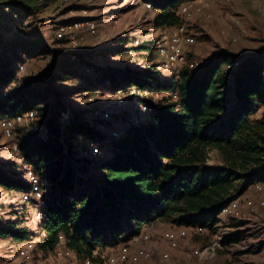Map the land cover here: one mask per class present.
<instances>
[{"label": "trees", "instance_id": "trees-1", "mask_svg": "<svg viewBox=\"0 0 264 264\" xmlns=\"http://www.w3.org/2000/svg\"><path fill=\"white\" fill-rule=\"evenodd\" d=\"M143 1L157 11L155 28L172 30L182 25L179 7L196 0ZM23 9L17 3L0 7V118L28 111L36 114L30 131L19 136L17 143L21 159L48 181L41 208L44 220L35 232L42 239V250L51 253L62 246L77 258H87L95 247L117 248L143 226L158 221L213 233L222 210L262 180L264 49L239 56L221 53L199 66L187 59L178 76L171 77L173 81L158 79L157 63L136 70L100 67L90 63L93 53L75 49L59 56L60 52L53 51L48 76L56 82L72 75L93 93L100 86L115 93L132 91L141 110L148 111L147 121L140 125L121 118L119 136L112 138L91 124L112 127V120L93 115L90 122L74 111L64 115L59 97L55 109L45 111L44 102L56 94L50 88L40 89L38 79L16 84L6 94L5 88L16 78L18 51L47 54L34 46L38 40L15 31L24 24ZM85 21L89 20L81 22ZM79 32L87 33L85 29ZM6 34L17 37L5 45L1 42ZM104 54L108 52L103 56L109 57ZM70 60L76 64H69ZM64 64L69 65L63 68ZM147 92L175 95V100L169 97L152 103L143 97ZM260 109V118L253 119ZM69 136L106 152L99 160L97 181L78 175L71 147L64 149L61 143V138ZM213 151L218 165L207 164ZM0 187L29 192L27 183L8 179L1 172ZM33 235L0 227V238L29 241ZM240 239L238 233L228 234L220 245L230 246Z\"/></svg>", "mask_w": 264, "mask_h": 264}, {"label": "rangeland", "instance_id": "rangeland-1", "mask_svg": "<svg viewBox=\"0 0 264 264\" xmlns=\"http://www.w3.org/2000/svg\"><path fill=\"white\" fill-rule=\"evenodd\" d=\"M10 3H17L22 9L24 8L22 13L24 24L15 31L18 33L23 31L32 40H38L34 46L38 49L43 48L47 54L31 56L27 54L28 51H18L17 54L21 60L15 64L16 78L13 84L5 88L6 94L11 92L16 84L38 79L36 84L40 89L50 88L56 94L44 102L45 111H53L57 97H59L64 115L74 111L81 112L88 121L92 120L93 115L106 121L112 120V123L110 122L112 127H107L104 123H91L100 132L112 138L119 136L117 125L121 124V118H131L134 125H140L147 121L148 111L143 112L145 108L141 110L132 96V91L115 93L111 92L107 86L106 88L100 86L101 88L98 87L100 90L93 93L82 88L78 83V78L72 75L68 76L64 82H56L54 77L48 76L53 51L60 52L59 56H61L76 49L81 54L93 53L94 56L91 57L90 63L96 66L136 70L155 65V63L158 66L160 59L153 46L158 40L163 41L173 35H178L181 40L183 61L170 69H163L161 66L158 70L156 66L160 81H173L171 77L176 78L188 60L199 66L221 53L239 56L264 49V0L188 2L185 3L188 5L186 14L177 11V14L183 17L182 25L172 30L155 28L153 22L157 11L149 4L148 8L143 0H0V7ZM84 20L95 23V35H88L86 30L88 34L80 33L81 28H78L77 32L72 33L74 44L65 39L56 38L57 30L66 26L62 23L67 25L77 23L78 25ZM16 37L6 34L1 43L8 45ZM29 46L32 47L31 44ZM140 46L143 50L138 49ZM2 50H0V58ZM106 52L108 54L104 55L109 57L103 56ZM75 62L70 60L69 64L74 65ZM69 64H64L63 68ZM20 65L23 66L22 70L18 68ZM145 95L144 99L152 103L169 97L175 100V95H156L148 92ZM262 112L263 109H260L253 119L260 118ZM116 115L119 116L118 120ZM30 129L31 124L18 127L12 139H6L0 135V172L8 179L26 183L29 164L21 159L19 152L12 149V144L17 142L19 136L27 134ZM61 139L64 149L67 145L71 147L68 146L71 149V157L74 159L75 166L78 167V175L84 180L97 181L101 175V171L97 169L101 163L99 160L105 158L106 152L96 146H87L81 139L70 136L68 140ZM94 148L98 150L96 153H101L100 156L93 155ZM219 163L217 154L214 151L210 152L207 164L218 165ZM261 184L264 191V182L262 181ZM253 187L252 184L240 198L234 200L239 212L237 215L220 214L213 233L206 230L197 233L182 228L185 230L184 237H178V245L175 248L170 246L167 235L170 232L177 233L179 228L160 221L143 226V230L148 232V239L141 240L132 247H144L143 249L150 251L151 257L149 260H138L139 262L135 263L128 261L127 263L264 264V215L256 207L255 202L260 195ZM247 201L252 202L253 205L246 206ZM35 207L32 202L23 203L20 192L6 191L0 187L1 228L29 231L34 234L31 240L36 239L39 233L35 232H37L39 223L33 220ZM9 223L13 225L9 226ZM232 233H238L240 241L226 247L220 245L221 239ZM23 243H25L24 240L0 238V264L60 263L63 257L60 259L57 252L67 250L61 246L62 248L57 247L54 249L55 252L49 253L36 248L32 259L23 261L18 256V248ZM210 247H214L213 253L207 250ZM162 253L169 255V261H163ZM69 258L66 259L68 261L81 259L77 258L73 252Z\"/></svg>", "mask_w": 264, "mask_h": 264}, {"label": "bare ground", "instance_id": "bare-ground-1", "mask_svg": "<svg viewBox=\"0 0 264 264\" xmlns=\"http://www.w3.org/2000/svg\"><path fill=\"white\" fill-rule=\"evenodd\" d=\"M147 7L150 6L147 4ZM181 14H186L188 12V5H181V7L178 10ZM77 26V27H76ZM66 25L60 27L56 32V38L59 40L65 39L68 42L74 44L75 40L72 36L73 31H76V28H83L85 29L89 35H95L96 32V26L93 21H86L78 25ZM138 44V42H135ZM171 46H173V49H171ZM154 51L156 52L157 56H159L160 63L157 66L158 68L167 69L174 67L176 65H179L183 61V55H182V49H181V40L178 35H173L172 37H169V39H165L163 41H157L154 45ZM159 70V69H158ZM93 147V146H92ZM95 153L93 155L96 157L97 155L100 156L101 153L98 152L97 149H93ZM262 181L264 182V177L260 181H256L253 183L255 190L259 193V197L257 201L255 202L257 209L260 210V212L264 215V191L262 186ZM256 192V193H257ZM243 203V202H242ZM246 203V202H245ZM252 202L247 201L246 206L250 207L252 206ZM237 204L235 201L231 202L224 210H222L221 214L223 215H237ZM236 218V217H235ZM187 230V229H186ZM185 230L180 229L177 233L170 232L167 235V240L171 247H177L178 245V237L183 236L184 237ZM148 232L147 230L140 229L139 233L135 236H133L128 242L119 245L117 248H103L100 246L95 247L92 251L89 257L87 258H81V259H74L75 261H68L69 255L72 253L71 250L68 251L64 249L63 252H57V255L62 258L60 263H54V264H125L128 261H131L133 263L137 262L138 260H149L151 257L150 251L135 247L132 245H137L141 240L148 239ZM147 241V240H146ZM144 243V241H142ZM168 244V245H169ZM146 248V247H145ZM209 252H214V247H210L207 249ZM55 252V251H54ZM163 254V253H162ZM161 254V255H162ZM54 256V255H53ZM57 257V256H55ZM73 258V255L71 256ZM70 259V258H69ZM162 259L164 262L169 261V255L167 253H164L162 256ZM54 261V260H53ZM139 262V261H138ZM128 264V263H127ZM132 264V263H131Z\"/></svg>", "mask_w": 264, "mask_h": 264}, {"label": "built area", "instance_id": "built-area-1", "mask_svg": "<svg viewBox=\"0 0 264 264\" xmlns=\"http://www.w3.org/2000/svg\"><path fill=\"white\" fill-rule=\"evenodd\" d=\"M171 49H173V46H171ZM18 68L22 70L23 66L20 65ZM36 119V114H34L33 111L0 118V135L6 139H12L18 127L28 124L32 125ZM34 130H38V127H34ZM12 149L17 152L19 151L17 142L12 144ZM26 183L29 185V192L21 193V200L23 203L32 202L35 204L36 207L33 220L34 222L40 223L44 220V214L41 208L48 189V181L35 173L32 169H28L26 172ZM202 230L203 229L199 228V231ZM41 245L42 239L39 237L34 240L25 241V243L18 248L19 258L23 261L31 260L34 251L36 248H41Z\"/></svg>", "mask_w": 264, "mask_h": 264}]
</instances>
